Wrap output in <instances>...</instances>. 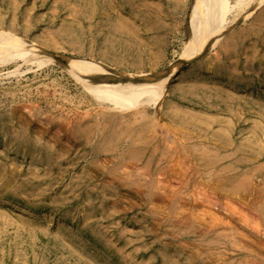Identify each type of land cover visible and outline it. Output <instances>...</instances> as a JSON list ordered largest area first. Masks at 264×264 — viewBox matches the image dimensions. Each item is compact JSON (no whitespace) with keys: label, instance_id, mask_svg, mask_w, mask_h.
I'll return each mask as SVG.
<instances>
[{"label":"rangeland","instance_id":"obj_1","mask_svg":"<svg viewBox=\"0 0 264 264\" xmlns=\"http://www.w3.org/2000/svg\"><path fill=\"white\" fill-rule=\"evenodd\" d=\"M190 1L0 0L34 47L0 49V264H264V0H224L164 92L94 96L45 57L162 73Z\"/></svg>","mask_w":264,"mask_h":264},{"label":"bare ground","instance_id":"obj_2","mask_svg":"<svg viewBox=\"0 0 264 264\" xmlns=\"http://www.w3.org/2000/svg\"><path fill=\"white\" fill-rule=\"evenodd\" d=\"M224 0H191L184 23L183 41L180 50L168 67L162 73H150L133 75L117 72L96 61L86 60L80 57L57 55L45 57L57 63L62 68L72 72L85 89L94 96L110 99L117 94H130L135 85H142L164 92L169 90L174 83L180 67L183 64L197 60L212 51L225 33L227 28L222 27V13ZM10 45L12 49L33 50L34 47L15 36L9 31H0V49ZM2 60L0 61V64ZM70 67L83 69L82 72L70 70ZM153 96L145 95L137 97L136 102L152 99Z\"/></svg>","mask_w":264,"mask_h":264}]
</instances>
